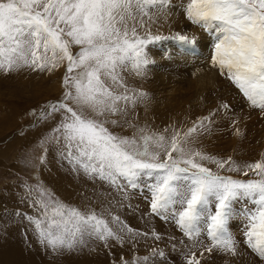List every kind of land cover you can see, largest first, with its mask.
I'll use <instances>...</instances> for the list:
<instances>
[{"label":"snow or ice","instance_id":"snow-or-ice-1","mask_svg":"<svg viewBox=\"0 0 264 264\" xmlns=\"http://www.w3.org/2000/svg\"><path fill=\"white\" fill-rule=\"evenodd\" d=\"M170 4L171 0H0V71L51 72L66 63L62 95L41 113V119L59 114L52 137L59 157L71 171L117 188L143 184L151 213L172 221L194 241L182 252L184 264H201L205 252L214 250L237 255L240 241L230 230L237 218L243 244L264 261V159L246 164L245 178L222 174L225 169L241 172L240 166L231 157L219 159L196 148L193 138L211 114L186 131L173 128L170 134L167 128L141 127L132 137L118 136L105 126L118 125L113 117H126L147 99L146 92L128 86L124 74L146 76L154 63L149 45L167 39L195 41L187 34H153L146 26L145 18L169 15ZM180 7L187 21L212 34L213 67L250 107L264 113V0H186ZM250 173L253 178H248ZM34 191L39 192L33 201L39 216L26 218L39 242L54 252L75 250L86 238L107 246L109 240L122 242L125 229L134 232L118 216L108 220L94 210L82 211L53 200L42 189L29 188V196ZM179 243L184 245L183 240ZM196 246H202L199 256ZM172 248L177 250L175 244ZM151 255L165 257L155 248ZM149 261L143 256L132 264ZM122 264L128 262L122 258Z\"/></svg>","mask_w":264,"mask_h":264},{"label":"rangeland","instance_id":"rangeland-1","mask_svg":"<svg viewBox=\"0 0 264 264\" xmlns=\"http://www.w3.org/2000/svg\"><path fill=\"white\" fill-rule=\"evenodd\" d=\"M183 2L186 0H171L169 15L154 17L152 21L145 18V23L153 34L181 33L194 36L195 41L185 44L167 39L149 45L147 50L154 63L148 66L146 76L124 74L128 86L146 92L147 99L126 117H113L120 121L118 125L105 126L118 136L132 137L141 127L156 131L167 128L170 134L173 128L186 131L200 118L215 112L193 134L195 147L219 159L231 157L241 172L229 173L225 169L222 174L245 178L244 166L264 159V113L250 107L231 81L213 67V36L184 18L180 7ZM201 41L205 46H198L197 53L196 44ZM65 67L66 63L51 72L0 71V264H122V258L132 264L134 258L143 256L150 257L149 264H184L182 252L192 248L194 241L184 237L172 221L151 213L150 195L143 184L135 189L117 188L71 171L67 161L59 157V146L52 138L59 114L41 119V113L49 111L50 101L60 99ZM199 76V90L205 94L210 89L208 95L201 99L192 93L181 97L185 81H195L192 83L195 86ZM167 87L172 89L170 97L166 95ZM192 89L193 86L189 88ZM166 103H187L189 114L179 113L173 106L163 111ZM198 103L211 104L201 109ZM207 166L216 170L215 165ZM248 178H253L251 173ZM29 188L45 190L53 200L82 211L94 210L108 220L118 216L134 232L130 234L125 229L122 242L109 240L107 246L103 241L86 238L85 245L75 250L54 252L39 242L34 225L26 218L39 216L33 203L39 192L29 196ZM242 227L238 218L230 224V230L240 241L237 255L217 250L205 252L201 264H264L243 244ZM153 233L160 239H155ZM181 240L184 245L179 243ZM201 247L194 248L198 256ZM153 248L164 251L165 257L152 258Z\"/></svg>","mask_w":264,"mask_h":264},{"label":"bare ground","instance_id":"bare-ground-1","mask_svg":"<svg viewBox=\"0 0 264 264\" xmlns=\"http://www.w3.org/2000/svg\"><path fill=\"white\" fill-rule=\"evenodd\" d=\"M205 42L203 41H201V43H197L196 44V49H197V53H199L200 52V50H199V47L198 46H205V45H203ZM192 50H190V52H191ZM196 54V53H195ZM197 81H198V83L194 86L192 83H194L195 81H191L190 82V80H186L185 81V86L184 87H182V89L180 90V92H181V97H182V94H183V97H186L187 95L186 94H190V93H192V95L193 96H196V97H199L200 99L202 98V97H204V96H207L208 95V91L210 90H208L205 94H201V92H200V90H199V84H200V82H201V76H199V77H197ZM210 83H211V85L212 86H215V84L210 80ZM191 86H193L194 87V89H192V90H189V88L191 87ZM167 89H168V91H167V93H166V95L167 96H171V93H170V91L172 90V89H170V88H168L167 87ZM211 89H212V87H211ZM213 89H215V88H213ZM212 89V90H213ZM194 90V91H193ZM196 92V93H195ZM198 92V93H197ZM184 94L186 95V96H184ZM210 104L211 103H207V104H204V103H198V106L201 108V109H204V108H206V107H209L210 106ZM171 106H173V108L174 109H176V110H178V112L179 113H183V114H189V112L187 111L188 109H189V106H188V104L187 103H166V105H165V107L162 109L163 111H167L168 110V108H170ZM210 114H211V116H215L216 114H215V112H210ZM209 114V115H210ZM220 115V114H219ZM155 116V115H154ZM149 119H154V118H151L150 116L148 117ZM241 140L242 139H240L239 140V142H241ZM262 149V148H261Z\"/></svg>","mask_w":264,"mask_h":264}]
</instances>
